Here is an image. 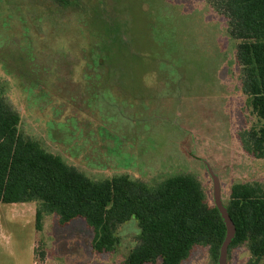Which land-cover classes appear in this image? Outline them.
Returning a JSON list of instances; mask_svg holds the SVG:
<instances>
[{
  "label": "rangeland",
  "instance_id": "1",
  "mask_svg": "<svg viewBox=\"0 0 264 264\" xmlns=\"http://www.w3.org/2000/svg\"><path fill=\"white\" fill-rule=\"evenodd\" d=\"M70 3L0 0V94L23 136L94 181L190 175L223 207L233 185L264 186V158L239 138L261 124L239 86L238 42L206 0ZM37 207L0 204V264H124L140 234L131 218L97 253L82 219L44 215L36 231ZM250 259L241 246L224 264ZM182 264L216 263L198 248Z\"/></svg>",
  "mask_w": 264,
  "mask_h": 264
},
{
  "label": "trees",
  "instance_id": "2",
  "mask_svg": "<svg viewBox=\"0 0 264 264\" xmlns=\"http://www.w3.org/2000/svg\"><path fill=\"white\" fill-rule=\"evenodd\" d=\"M60 8L70 0H51ZM226 20L237 41L235 64L239 86L251 98L260 127L243 131L245 153L264 158V0H206ZM72 6V5H71ZM75 6V5H74ZM20 116L0 94V204L36 202L35 229L44 215L65 227L82 219L93 231L92 249L111 253L119 243L117 229L136 219L140 234L124 264H182L205 248L216 264L228 229L215 204L207 202L199 182L177 174L154 186L116 175L94 181L40 143L19 131ZM233 234L226 253L245 246L248 264L264 260V186L236 184L224 204Z\"/></svg>",
  "mask_w": 264,
  "mask_h": 264
},
{
  "label": "water",
  "instance_id": "3",
  "mask_svg": "<svg viewBox=\"0 0 264 264\" xmlns=\"http://www.w3.org/2000/svg\"><path fill=\"white\" fill-rule=\"evenodd\" d=\"M215 204L217 205V207L219 208L221 214H222V217L227 225V229H228V234H227V238H226V241L225 243L223 244L222 248H221V255H220V263L221 264H224V259H225V254H226V249H227V246L231 240V237H232V234H233V227H232V224L229 220V218L227 217V214H226V211H225V208L221 205L219 199L216 197L215 199Z\"/></svg>",
  "mask_w": 264,
  "mask_h": 264
}]
</instances>
